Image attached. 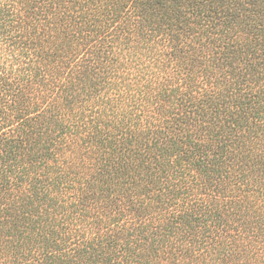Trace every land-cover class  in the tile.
Here are the masks:
<instances>
[{
    "label": "trees",
    "instance_id": "obj_1",
    "mask_svg": "<svg viewBox=\"0 0 264 264\" xmlns=\"http://www.w3.org/2000/svg\"><path fill=\"white\" fill-rule=\"evenodd\" d=\"M0 264H264V0H0Z\"/></svg>",
    "mask_w": 264,
    "mask_h": 264
}]
</instances>
